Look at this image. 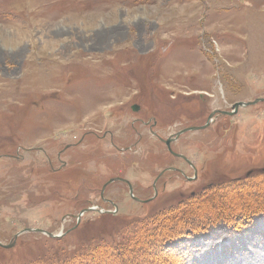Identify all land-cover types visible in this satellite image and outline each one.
Returning a JSON list of instances; mask_svg holds the SVG:
<instances>
[{
    "label": "rangeland",
    "instance_id": "obj_1",
    "mask_svg": "<svg viewBox=\"0 0 264 264\" xmlns=\"http://www.w3.org/2000/svg\"><path fill=\"white\" fill-rule=\"evenodd\" d=\"M261 98L264 0H0V264H264Z\"/></svg>",
    "mask_w": 264,
    "mask_h": 264
},
{
    "label": "water",
    "instance_id": "obj_2",
    "mask_svg": "<svg viewBox=\"0 0 264 264\" xmlns=\"http://www.w3.org/2000/svg\"><path fill=\"white\" fill-rule=\"evenodd\" d=\"M258 103H264V99L263 98H261V99H255L254 101H252V102H249V103H236V104H234L233 106H232V111H230V112H220V111H215L216 113H219V114H221V115H223V116H232V115H234L237 111H238V109L239 108H243V107H248V106H253V105H256V104H258ZM138 106H133L132 107V110L133 111H138ZM216 113H212L209 117H208V119H207V121H206V123L203 125V126H199V127H190V128H186V129H183V130H181V131H179L176 135H175V137H178V136H180V135H182V134H185V133H188V132H195V131H202V130H205L209 125H210V122H211V118H212V116H214V114H216ZM170 141L171 140H168V141H166L165 142V144L167 145V148L169 149V145H170ZM169 151H170V149H169ZM173 155L174 156H176L177 157V155L176 154H174L173 153ZM180 158H182V159H185V157H183V156H179ZM117 180V179H116ZM157 180V179H156ZM156 180H155V182H156ZM114 180H110L106 185H104L103 187H102V189L104 190L105 188H106V186L108 185V184H110V183H112ZM126 183H127V185H128V187H129V194H130V197L132 198V199H134V200H137L138 201V199H136L135 197H133V194H132V187H131V185L127 182V181H125ZM156 191H155V196H156ZM88 211H93V209H91V208H89V209H86L85 210V212H88ZM81 215V214H80ZM80 217V216H79ZM35 232H41V233H44V232H42L41 230H35ZM45 234V233H44ZM48 236H50V237H53L52 235H50V234H47ZM15 237H17V236H15ZM57 237V236H56ZM11 244H13V243H10V245H7V246H3V247H5V248H9V247H11L12 245Z\"/></svg>",
    "mask_w": 264,
    "mask_h": 264
},
{
    "label": "crops",
    "instance_id": "obj_3",
    "mask_svg": "<svg viewBox=\"0 0 264 264\" xmlns=\"http://www.w3.org/2000/svg\"><path fill=\"white\" fill-rule=\"evenodd\" d=\"M191 54L187 51L182 58H179L177 60H175L172 64L171 67L174 68L175 72L182 74L183 72H185V74H189L192 73L193 75H195L196 77H201L203 76L202 72H200V68H198V63L197 62V58H195V55H191ZM184 68V69H183ZM179 69V70H178ZM182 71V72H181ZM172 75V74H171Z\"/></svg>",
    "mask_w": 264,
    "mask_h": 264
},
{
    "label": "flooded vegetation",
    "instance_id": "obj_4",
    "mask_svg": "<svg viewBox=\"0 0 264 264\" xmlns=\"http://www.w3.org/2000/svg\"><path fill=\"white\" fill-rule=\"evenodd\" d=\"M222 112V111H221ZM224 112V111H223ZM230 112V111H229ZM215 115V114H214ZM218 115V114H217ZM221 115V114H220ZM212 117H214V116H212ZM206 123V122H205ZM204 123V124H205ZM184 157V156H183ZM186 163H187V160H186V158L185 159H183ZM165 171H173V172H181L179 169H176V168H173V167H170V168H168V169H166ZM182 173V172H181ZM160 178V177H159ZM186 180L188 181V182H192V181H195L196 180V176H193L192 178H186ZM157 181H158V179H157Z\"/></svg>",
    "mask_w": 264,
    "mask_h": 264
},
{
    "label": "bare ground",
    "instance_id": "obj_5",
    "mask_svg": "<svg viewBox=\"0 0 264 264\" xmlns=\"http://www.w3.org/2000/svg\"><path fill=\"white\" fill-rule=\"evenodd\" d=\"M206 93V92H205ZM198 94V93H197ZM247 99H243V101H246ZM246 110V112H247V110L248 109H245ZM245 110H243V111H245ZM250 110V109H249ZM242 111V112H243ZM193 126V125H192ZM191 126H188V128H190ZM187 127H184V128H182L181 130H183V129H186ZM196 132V131H195ZM195 132H193L192 134H194ZM176 135V134H175ZM174 136V135H173ZM179 137H181V135L179 136ZM174 138H175V136H174ZM178 138V137H177ZM171 141H170V145H169V149L171 148V144H172V142H174L175 141V139L173 140V137H170L169 138ZM48 154V153H47ZM178 157L179 156H182V155H177ZM134 197V196H133ZM119 213H121V210H120V207H119ZM58 235H60V233H57Z\"/></svg>",
    "mask_w": 264,
    "mask_h": 264
}]
</instances>
